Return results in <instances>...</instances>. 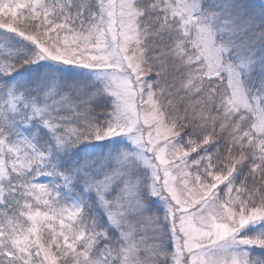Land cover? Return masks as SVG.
I'll list each match as a JSON object with an SVG mask.
<instances>
[{"label":"snow or ice","instance_id":"obj_1","mask_svg":"<svg viewBox=\"0 0 264 264\" xmlns=\"http://www.w3.org/2000/svg\"><path fill=\"white\" fill-rule=\"evenodd\" d=\"M0 264H264V0H0Z\"/></svg>","mask_w":264,"mask_h":264}]
</instances>
